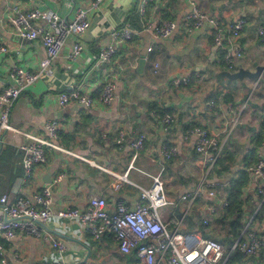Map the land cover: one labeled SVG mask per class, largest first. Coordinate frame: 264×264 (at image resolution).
Segmentation results:
<instances>
[{
    "label": "crops",
    "instance_id": "obj_1",
    "mask_svg": "<svg viewBox=\"0 0 264 264\" xmlns=\"http://www.w3.org/2000/svg\"><path fill=\"white\" fill-rule=\"evenodd\" d=\"M90 1L0 0V46L4 47L0 48V80L11 82L9 71L15 65L41 70L38 78L21 90L10 122L22 131L43 135L45 122L56 119L55 142L71 152L45 148V162L33 165L25 179L20 145L27 138L20 132L4 133L0 196L6 193L11 199L39 191L59 175L46 227L64 248L60 251L22 232L11 240L0 235V264H144L134 249L122 252L111 232L106 230L94 238L77 218L56 215L60 209L83 208L94 194L105 198L109 214L118 202L133 206L138 189L121 175L130 161V142L140 133L144 134L143 145L133 166L149 173L164 166L161 179L173 203L161 209V217L169 229L187 234L190 242L199 235L230 245L260 198L247 166L264 151V72L243 80L222 77L212 93L213 73L226 69L222 50L213 43V28L208 24L185 29L189 0H150L143 12L137 10L135 0H101L96 8L87 10L89 27L80 34H66L58 53L41 69L45 48L39 38L16 34L10 20L14 9H52L59 18L70 20L78 7H88ZM195 1L202 12L222 21L245 16L247 23L233 40L240 49L233 70L239 66L253 69L254 62H264V34L257 32L259 24L264 26V0ZM166 19L174 20L176 29L167 37H153L147 24ZM113 28H126L130 38H113ZM74 42H80L82 49L69 59ZM107 45L115 48L110 59H98L97 54ZM175 78L185 80L174 85ZM105 83H114L115 89L111 102L102 104L96 99ZM70 85H79L96 101L90 106L77 101L60 105L57 93ZM163 112L172 115L170 128L163 124ZM194 125L205 127L220 140L221 155L210 168L194 149L195 135L186 133ZM171 146L176 152L165 159L162 151ZM126 178L141 185L149 182L148 176L134 167ZM234 180L240 182L241 212L235 236L231 222L238 210L229 212L224 204ZM199 184L202 190L191 203L180 200L181 194ZM210 187L214 195L208 194ZM251 224L264 239V212ZM165 262L166 255H161L155 264ZM228 263L264 264V252L242 254Z\"/></svg>",
    "mask_w": 264,
    "mask_h": 264
},
{
    "label": "built area",
    "instance_id": "obj_2",
    "mask_svg": "<svg viewBox=\"0 0 264 264\" xmlns=\"http://www.w3.org/2000/svg\"><path fill=\"white\" fill-rule=\"evenodd\" d=\"M101 0H91L88 7H78L70 20L59 18L52 9L31 8L29 10L14 9L11 22L16 34L22 38H39L45 48L46 56L40 61L43 69L60 50L63 40L68 33L80 34L89 27L87 10L96 8ZM150 0H135V7L143 12ZM191 9L187 15L185 29L191 30L202 24H208L213 28L212 40L222 50V57L227 70L234 69L235 56L240 55V49L233 44L247 23L245 16L237 17L233 21H222L200 10L195 0H189ZM176 27L174 20L166 19L159 22H149L147 29L153 37H167ZM257 32L264 34V26L259 24ZM113 38L129 39L130 32L126 28H113L110 31ZM3 50L4 47L0 46ZM82 45L74 42L67 54L69 59L79 55ZM150 49V47H148ZM115 48L112 45L104 46L97 54L98 59L109 60ZM41 70L30 71L23 67L13 66L9 71L11 82L0 80V149L4 141L6 131L22 133L27 140L20 145L23 150L21 163L24 169V178L31 174L33 165L43 163L46 160L45 148L61 150L71 153L62 148L55 141L59 127L56 119L47 120L44 124V134L37 135L22 131L14 127L10 122V112L21 90L35 81ZM185 78H175L172 84L178 85ZM114 83H105L97 97L102 104L111 102L114 95ZM58 103L65 105L70 101H77L84 106L92 105L96 100L91 94L81 90L79 85H70L57 93ZM213 101L209 102V106ZM162 121L165 128H170L172 115L162 113ZM187 134L195 135L194 149L210 168L221 155V143L217 134L210 133L205 127L194 125ZM144 134H138L131 142L132 153L125 172L121 177L138 189V200L133 206H127L122 202L116 204L112 213L106 210V200L101 195H91L86 205L79 208H66L56 211L59 217H75L82 224L85 231L94 238H98L104 231L112 233L122 252L134 249L137 256L144 264H155L157 257L166 255L165 264H229V256L232 251L238 250L245 255H255L259 251L264 252V239L256 234L252 224L258 218V210L264 199V151L259 153L257 161L247 166L253 176L256 186L255 194L260 196L255 208L242 226L239 235L230 245L224 246L218 240L211 237L196 235L190 242L183 234L176 230H170L167 222L161 217V209L173 203L166 195L161 174L164 166L160 165L155 172L149 173L133 166L143 145ZM121 139L119 133L118 140ZM264 143V136H263ZM176 152L175 146L164 148L162 151L165 159L170 158ZM145 174L149 178L147 185H141L126 178L129 169ZM60 176H56L45 182L39 191L30 194H17L9 199L6 193L0 196V235L11 240L15 234L22 232L33 237L41 238L51 243L58 250L64 248L63 244L56 239L53 233L46 227V222L52 213L50 201L52 189ZM198 188L191 192H184L179 196L180 200L191 203L201 192ZM209 195H214L212 187L208 190ZM227 204V201H224ZM251 224V225H250ZM52 264H70L59 261Z\"/></svg>",
    "mask_w": 264,
    "mask_h": 264
},
{
    "label": "water",
    "instance_id": "obj_3",
    "mask_svg": "<svg viewBox=\"0 0 264 264\" xmlns=\"http://www.w3.org/2000/svg\"><path fill=\"white\" fill-rule=\"evenodd\" d=\"M142 63V58L139 60V65ZM253 69L245 68L242 66H239L236 70H227V69H221L219 71H216L213 73L214 82L211 92H216V87L218 83L220 82L222 77H226L229 80H243L244 77L248 78H257L260 76L261 73L264 72V62L263 63H256L254 62Z\"/></svg>",
    "mask_w": 264,
    "mask_h": 264
},
{
    "label": "trees",
    "instance_id": "obj_4",
    "mask_svg": "<svg viewBox=\"0 0 264 264\" xmlns=\"http://www.w3.org/2000/svg\"><path fill=\"white\" fill-rule=\"evenodd\" d=\"M239 187H240L239 181L234 180L233 182H231V188H230V193H229L228 202H227L229 212H233L234 209L238 210ZM262 212H264V199H263L262 204L258 210V214H259L258 216H260V214ZM232 215H233V219L231 222V229L234 230L233 235L235 236L236 231L239 229L238 227L241 225V212L238 210L237 214H232ZM241 255H242V253L240 251L234 250L231 252V254L229 256V261H232L233 259H235L236 257H240Z\"/></svg>",
    "mask_w": 264,
    "mask_h": 264
},
{
    "label": "rangeland",
    "instance_id": "obj_5",
    "mask_svg": "<svg viewBox=\"0 0 264 264\" xmlns=\"http://www.w3.org/2000/svg\"><path fill=\"white\" fill-rule=\"evenodd\" d=\"M189 9H191V5H190V7L188 8V10H189ZM175 29H176V27H175ZM175 29H174V30H175ZM174 30H173V31H174Z\"/></svg>",
    "mask_w": 264,
    "mask_h": 264
}]
</instances>
